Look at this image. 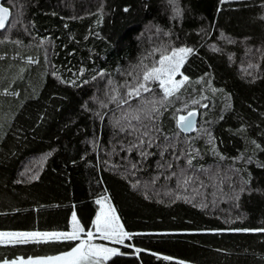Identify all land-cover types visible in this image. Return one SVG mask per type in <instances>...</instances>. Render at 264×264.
Returning <instances> with one entry per match:
<instances>
[{
  "label": "trees",
  "instance_id": "1",
  "mask_svg": "<svg viewBox=\"0 0 264 264\" xmlns=\"http://www.w3.org/2000/svg\"><path fill=\"white\" fill-rule=\"evenodd\" d=\"M4 4L0 232H70L73 213L92 231L107 196L140 249L108 264H264V232L236 231L264 228V0ZM164 47L193 53L155 113L159 83L137 98L125 85ZM189 111L200 119L185 135ZM78 243L0 244V263Z\"/></svg>",
  "mask_w": 264,
  "mask_h": 264
},
{
  "label": "snow or ice",
  "instance_id": "2",
  "mask_svg": "<svg viewBox=\"0 0 264 264\" xmlns=\"http://www.w3.org/2000/svg\"><path fill=\"white\" fill-rule=\"evenodd\" d=\"M175 2V0H171ZM127 11V9H125ZM10 10L7 7H0V30L6 27ZM176 15H181V10L176 7ZM159 52V59L155 60L151 66L142 65L141 82L136 86H128L127 96L131 98L140 97L142 92H151L150 83H159V87L163 90V98L160 100H153L152 112L158 113L159 108L157 104L164 106L166 102H170V98L188 81V77L181 72L184 62L188 55L193 53V49L189 47L154 49ZM101 76L104 73L100 74ZM180 75L182 79L177 80L176 77ZM95 79V77H94ZM117 96L111 99L113 102L117 100ZM127 99L119 101L120 104L128 103ZM198 103V101H193ZM106 107L107 105H102ZM195 111H189L187 116H179L178 124L181 128L187 130L193 127V117L196 116ZM134 119L139 120L140 116L136 115ZM191 164V160H189ZM33 179L38 178L33 176ZM107 196L96 200V204L100 205V211L95 217L94 229L95 231L85 232L84 227L80 224L75 213L72 214V229L70 232H40V231H19V232H0V244L9 245H23L30 242H57V241H79L70 251L63 252L59 255L28 257L27 259L21 257L11 261L4 260L2 264H107L113 256L122 254L118 248L106 247L102 244L94 242L95 234L98 233L100 237L107 241H115L123 245L125 240H131L132 235L124 229L116 209L111 205ZM236 231H260L264 232V228L260 229H237ZM137 252L140 249H136ZM165 260H171L172 257L165 256ZM179 264H184L180 261Z\"/></svg>",
  "mask_w": 264,
  "mask_h": 264
},
{
  "label": "rangeland",
  "instance_id": "3",
  "mask_svg": "<svg viewBox=\"0 0 264 264\" xmlns=\"http://www.w3.org/2000/svg\"><path fill=\"white\" fill-rule=\"evenodd\" d=\"M224 2H229V3H237V2H254V1H258V0H223ZM191 55V54H190ZM190 55H188L186 61L184 62L183 64V67L184 65L186 64V62L188 61V58L190 57ZM183 67L181 68V72H182V69ZM177 80H180L182 79L180 77V75H178L176 77ZM158 83V82H156ZM93 232L95 231V229L92 230ZM128 241L130 240H125L124 244L121 245V244H118L116 243L115 241H107V240H104L102 237L99 236L98 233L95 234V239H94V242L97 243V244H102L106 247H113V248H118L119 250L121 249V247H127V248H132L133 249V252L135 253V255L137 256L139 254V252L136 251V248H134L130 243H128ZM1 245H7V244H1ZM121 252V250H120ZM2 264V263H0ZM108 264V262H107Z\"/></svg>",
  "mask_w": 264,
  "mask_h": 264
},
{
  "label": "water",
  "instance_id": "4",
  "mask_svg": "<svg viewBox=\"0 0 264 264\" xmlns=\"http://www.w3.org/2000/svg\"><path fill=\"white\" fill-rule=\"evenodd\" d=\"M4 1H5V0H0V7H7V6H5ZM7 8H9V7H7ZM9 10H10V15H9V17H8V21H7V23H6V27L8 26V24H9V22H10V20H11V16H12L11 9L9 8ZM6 27H5L4 29L0 30V32H3V31L6 29ZM195 112H196L197 114H196L195 117L192 118V119H193V127H192L191 129H187V130H185V129L181 128V127L179 126V124H178V127H179L180 131H181L183 134H185V135H192V134L197 130V128H198V125H199V119H200V113H199L198 111H195ZM185 116H187V115H185Z\"/></svg>",
  "mask_w": 264,
  "mask_h": 264
}]
</instances>
